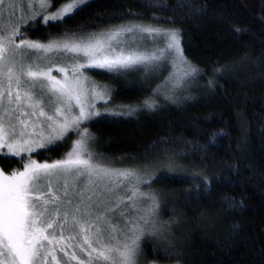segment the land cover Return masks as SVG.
Wrapping results in <instances>:
<instances>
[{"label": "trees", "instance_id": "trees-1", "mask_svg": "<svg viewBox=\"0 0 264 264\" xmlns=\"http://www.w3.org/2000/svg\"><path fill=\"white\" fill-rule=\"evenodd\" d=\"M178 3L188 7L178 10ZM133 20L178 31L183 56L199 71L192 89L173 102L152 97L164 72H91L110 90L111 108L131 110L103 113L86 124L95 161L142 168L139 175L150 180L138 188L137 207L149 211V196L158 204L152 220L162 231L144 232L140 260L264 264V0H93L63 22L37 19L21 32L48 42ZM74 138L71 133L55 149L30 157L62 160ZM0 156L5 174L29 162L27 156Z\"/></svg>", "mask_w": 264, "mask_h": 264}, {"label": "rangeland", "instance_id": "rangeland-1", "mask_svg": "<svg viewBox=\"0 0 264 264\" xmlns=\"http://www.w3.org/2000/svg\"><path fill=\"white\" fill-rule=\"evenodd\" d=\"M47 2L50 6L46 11L48 15H51L60 11L68 3H73L74 0H70L57 7L52 5V0H47ZM80 7L78 6V8ZM44 14L45 10L39 7V0H3V3L0 4V37L11 35L14 27L18 28L21 32L23 27L29 26ZM32 17H35V19ZM120 26L133 27L134 30L123 33L119 37L123 43L116 45L115 53H107L109 55H114L121 51L124 55L130 53L145 55L155 53L159 55L160 51L165 49V44L161 37L141 33L139 28L151 27L160 30L161 33L173 31L151 23L147 24L133 20L105 29L97 33V35L107 33ZM88 36L89 34L85 36L61 37L48 42L32 41L24 35L23 38L29 42L47 45L54 41L62 44L66 40L86 39ZM14 39L18 41L20 37L17 36ZM113 44L115 45L114 41ZM18 51H26L28 55L23 57L17 56V62L15 63L11 60L9 61L7 67L11 69L12 77L10 91L6 90L8 89L7 68L3 66V60H0V128L8 130L10 127L9 122L15 125L16 138L19 142L23 144L25 140H28L32 145L33 150L30 154H27L30 156L41 149L50 147V145H46L45 148L38 147V144L42 141V137L50 134V129L46 127V124L49 123L46 120L47 116H54L57 123H62L65 116L70 120L72 117L78 115L79 106L76 105L75 97L80 95L81 89L77 88L73 92V99L70 101L58 99L59 94L57 92H50L46 88L42 91L41 85L47 84L48 82L47 78L43 76L36 80L35 87L31 86L30 82L32 78L23 74L29 67L32 71L46 73L51 69L50 77H55L57 81H60L61 85L65 83V79L71 82L82 73L84 77H87L83 81V88L87 90L85 93L87 100L82 106L86 110H89V104L94 103L96 110L102 114L120 113L121 115L124 113L127 114V111V115H130L131 110L124 109V111L119 112V110L111 108L112 105H109L112 99L110 90L96 77H93L92 71H101L110 74L129 73L130 75L137 74L138 76H154L164 72L160 79L161 84L153 90L152 97L157 96L156 99L172 102L176 99L178 100L182 93L185 94L192 89L199 72L196 71L194 74L185 75L184 73L188 65L180 63L166 51L164 52V59L148 64L135 65L130 69H120L110 72L86 67L76 73L72 71L75 65L86 62L87 58L82 55L76 56V54L57 51L55 49L51 52H45L42 49L38 51L20 49ZM21 65H23V68ZM59 68L65 69V72H57ZM17 77H19L20 82L19 88H17L16 84ZM93 86H95L96 92L106 94L104 100H101L99 97L93 99ZM17 92L20 94L19 100H17ZM25 93L31 96V101L27 99ZM154 101L156 102V100ZM148 104L153 103L149 101L146 106ZM69 107L71 108L70 111ZM56 108L61 110L60 113L55 112ZM41 109L45 112V116H39ZM24 113H27V115H23ZM33 113L36 115H32ZM19 120H26L27 126L21 125ZM89 121H83L80 125L81 129H84ZM21 129L25 133L23 138H20L19 135ZM71 133L72 131L69 130L65 134L64 139L70 136ZM7 134L10 135L11 132L9 131ZM5 135L6 133L4 131H0V138H4ZM74 136L75 138L69 152L73 150L76 141L80 138L79 135ZM92 141L93 139H91V144ZM58 142L60 141L54 143ZM89 147L90 143L88 139L86 149L81 156L82 159H90L91 164L98 165L104 169H115V165L108 166L107 164H102V161H95ZM5 151L0 150V154L7 155ZM67 154L63 159L67 158ZM27 155L22 154L20 157ZM36 162L39 163L38 161ZM115 170L121 169L117 168ZM136 170L138 169H128L127 171L134 172L137 179L129 178L127 180L124 177H119L115 181L109 180L107 177H93L91 181H88L84 177L77 179L71 174L62 177H52L51 196L58 197V200L54 204L49 203L47 207L56 212L54 217L56 223L52 229L47 230L46 235H49L50 239L54 235L55 239H52L51 244L48 241H42L44 245L43 264H112L113 258L118 255L115 249H119L122 252L124 251L125 245L128 244L131 246L132 239L135 238L131 231L135 226L134 222L148 212L147 207H137L140 202L139 194H137V197L130 198L133 186H136L138 189L142 187L143 183H149L148 181L150 180L145 176L139 175L142 168H140L141 171ZM65 191L68 193L67 196L64 195ZM126 196H128V200L123 199ZM151 198L152 196H149V199ZM44 199H49V197L44 196ZM123 201L126 202L123 203ZM134 204L135 206L133 207ZM57 209L58 211H56ZM153 216L154 214L148 215L147 223L140 222V228L143 229V233L140 234L139 231L136 233V236H138V248L134 256L135 264H145L140 260L144 232L146 231L150 236H154L162 231L161 223L152 220ZM58 225H62V228L58 227ZM85 237H88L87 242L85 241ZM128 237H130L131 241L127 243L126 239ZM109 249H112V251H109ZM105 256L109 257V259L105 260ZM0 264H7V261L3 257H0Z\"/></svg>", "mask_w": 264, "mask_h": 264}, {"label": "snow or ice", "instance_id": "snow-or-ice-1", "mask_svg": "<svg viewBox=\"0 0 264 264\" xmlns=\"http://www.w3.org/2000/svg\"><path fill=\"white\" fill-rule=\"evenodd\" d=\"M91 2L93 0H74L73 3H68L65 7H62L60 11L48 15L46 10L50 6L49 3L47 0H39L40 9L45 10V14L40 16V21L43 23L63 22L65 15L71 17L72 13L78 9V6ZM2 3L3 0H0V4ZM186 7H188L186 3H178L177 5V9L181 11ZM32 18L35 19V17ZM133 30V27L120 26L107 33L89 35L86 39L66 40L62 44L54 41L44 45L27 41L23 38V34L19 29L14 27L11 35L0 37V60H3V66L7 68L6 75L8 76V89L6 90L10 91L12 84L11 69L7 67L9 61L11 60L15 63L17 62V56L23 57L28 55L26 51H18L20 49L37 51L42 49L45 52H51L55 49L57 51L70 52L76 54V56L82 55L87 58L85 63H77L75 65L72 69L73 73L80 72L81 69L86 67L110 72L120 69H130L135 65L148 64L164 59L165 51L169 55L174 56L180 63L188 65L184 73L185 75H191L197 71L195 67L190 66V62L183 56L178 31L161 33L160 30L151 27L139 28L141 33L161 37L165 44V49L161 50L159 55L155 53L151 55L137 53L124 55L122 51L114 55L107 54L115 53V46L123 43L119 37L123 33L132 32ZM17 36L20 37L18 41L14 39ZM21 67L23 68V65ZM50 71L51 69L47 73L32 71L29 67L23 74L32 78L30 82L32 87L36 86L35 82L41 76L47 78V84L41 85L42 91L45 88L50 92L55 91L59 94L58 99L70 101L73 99V92L77 88L81 89L80 95L75 97L76 105L79 106V113L70 120L65 116L62 123H57L54 116H47L46 120L49 123L46 124V127L50 129V134L42 137V141L38 144V147L45 148L46 145H50L52 149H55L59 145L54 142H66L64 141V137L69 130L74 135H79L80 138L76 141L73 150L67 154L66 159L54 161L53 163H37L31 159L30 155H27L33 150L31 143L25 140L21 144L16 138L15 125L9 122L10 127L8 130L0 128V131L6 133L4 138H0V150H6L5 154L10 155L12 158L26 154L29 161L26 165L21 164V167L24 169L23 171L5 174L3 169H0V257H3L7 261V264H43L44 245L42 241H48L51 244L52 239H55L54 235L52 239L49 238V235H46L47 230L52 229L56 223L54 219L56 212L47 207L49 203L54 204L58 200V197L51 196L52 177H62L71 174L77 179L84 177L88 181H91L93 177H107L112 181L117 180L119 177H124L126 180L129 178L137 179L134 172L104 169L98 165L91 164L90 159L81 158L86 149V142L88 139H91V136L87 128L81 129L80 125L83 121L92 120L102 115V113L96 110L94 103L89 104V110H86L82 106L87 100L85 94L87 90L83 88V81L87 77H84L81 73L80 76L75 77L71 82L65 79V83L61 85L60 81H57L55 77H50ZM57 72H65V69L59 68ZM19 83V77H17V88H19ZM211 83L210 81L209 84L211 85ZM92 91L94 93L93 99L96 97H99L101 100L105 99L106 94L96 92L95 86H93ZM25 96L31 101V96H28L27 93H25ZM19 98L20 94L17 92V100ZM148 107L153 108L154 105L148 104ZM70 110L71 108L69 107ZM60 111L59 108L55 109L56 113H60ZM23 115H27V113ZM32 115L36 114L33 113ZM113 115L117 114L114 113ZM39 116H45V112L42 109L39 111ZM19 123L25 127L27 126L26 120H19ZM9 131L11 132L10 135L7 134ZM19 135L20 138L24 137L25 133L23 129L20 130ZM0 158H3V156H0ZM137 192V187L133 186L130 198L137 197ZM64 195H68L67 191H65ZM44 196H48L49 199H44ZM230 203V201L227 202L224 207H228ZM156 207H158V204L153 196L151 209L134 222L135 226L131 231L135 238L132 239L131 246L125 245L122 252L119 249H115L118 255L113 258L112 264H117V262L118 264H135L134 256L138 248V236H136V233L138 231L140 234L143 233V229L140 228V222L147 223L148 215L153 214ZM58 227L62 228V225H58ZM87 240L88 237H85L86 242ZM109 251H112V249H109ZM104 259L107 260L109 257L105 256Z\"/></svg>", "mask_w": 264, "mask_h": 264}]
</instances>
